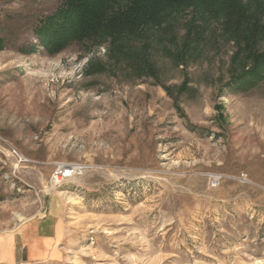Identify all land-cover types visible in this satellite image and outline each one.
Listing matches in <instances>:
<instances>
[{
    "label": "rangeland",
    "instance_id": "rangeland-1",
    "mask_svg": "<svg viewBox=\"0 0 264 264\" xmlns=\"http://www.w3.org/2000/svg\"><path fill=\"white\" fill-rule=\"evenodd\" d=\"M62 1L0 0V236L59 220L32 264H264V79L229 84L215 21L186 56L156 40L155 75L107 41L45 47Z\"/></svg>",
    "mask_w": 264,
    "mask_h": 264
},
{
    "label": "trees",
    "instance_id": "trees-1",
    "mask_svg": "<svg viewBox=\"0 0 264 264\" xmlns=\"http://www.w3.org/2000/svg\"><path fill=\"white\" fill-rule=\"evenodd\" d=\"M182 16L190 18L183 22L186 30L180 42ZM214 21L236 48L229 84L264 79V0H63L41 19L35 33L43 46L53 49L72 41H107L113 51L155 75L149 49L156 40L167 37L177 46L172 51L186 56L191 45L202 41L204 25Z\"/></svg>",
    "mask_w": 264,
    "mask_h": 264
},
{
    "label": "crops",
    "instance_id": "crops-1",
    "mask_svg": "<svg viewBox=\"0 0 264 264\" xmlns=\"http://www.w3.org/2000/svg\"><path fill=\"white\" fill-rule=\"evenodd\" d=\"M61 224L56 218L29 220L18 231L0 236V264H32L61 256Z\"/></svg>",
    "mask_w": 264,
    "mask_h": 264
},
{
    "label": "built area",
    "instance_id": "built-area-1",
    "mask_svg": "<svg viewBox=\"0 0 264 264\" xmlns=\"http://www.w3.org/2000/svg\"><path fill=\"white\" fill-rule=\"evenodd\" d=\"M69 176V175H68ZM67 176V172L65 171V167L63 168V167H61L58 171H57V173H56V178L58 179V180H60V178H62V180H63V178H66V177H68Z\"/></svg>",
    "mask_w": 264,
    "mask_h": 264
},
{
    "label": "bare ground",
    "instance_id": "bare-ground-1",
    "mask_svg": "<svg viewBox=\"0 0 264 264\" xmlns=\"http://www.w3.org/2000/svg\"><path fill=\"white\" fill-rule=\"evenodd\" d=\"M71 168V167H70ZM66 170V169H65Z\"/></svg>",
    "mask_w": 264,
    "mask_h": 264
}]
</instances>
